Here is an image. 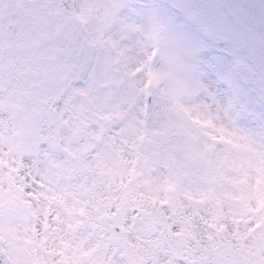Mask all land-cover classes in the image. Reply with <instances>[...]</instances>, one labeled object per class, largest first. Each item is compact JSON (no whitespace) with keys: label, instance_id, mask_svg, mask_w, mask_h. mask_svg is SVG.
Masks as SVG:
<instances>
[{"label":"snow or ice","instance_id":"obj_1","mask_svg":"<svg viewBox=\"0 0 264 264\" xmlns=\"http://www.w3.org/2000/svg\"><path fill=\"white\" fill-rule=\"evenodd\" d=\"M0 264H264V0H0Z\"/></svg>","mask_w":264,"mask_h":264}]
</instances>
